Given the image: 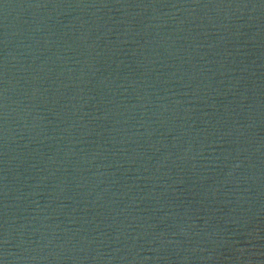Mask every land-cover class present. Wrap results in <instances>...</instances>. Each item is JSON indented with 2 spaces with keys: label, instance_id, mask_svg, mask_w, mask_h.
Wrapping results in <instances>:
<instances>
[{
  "label": "water",
  "instance_id": "95a60500",
  "mask_svg": "<svg viewBox=\"0 0 264 264\" xmlns=\"http://www.w3.org/2000/svg\"><path fill=\"white\" fill-rule=\"evenodd\" d=\"M0 264H264V0H0Z\"/></svg>",
  "mask_w": 264,
  "mask_h": 264
}]
</instances>
